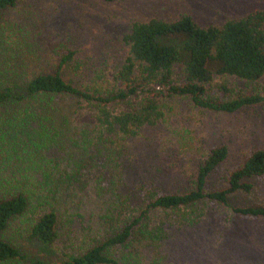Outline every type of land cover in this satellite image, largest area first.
I'll return each mask as SVG.
<instances>
[{"label": "rangeland", "instance_id": "rangeland-1", "mask_svg": "<svg viewBox=\"0 0 264 264\" xmlns=\"http://www.w3.org/2000/svg\"><path fill=\"white\" fill-rule=\"evenodd\" d=\"M254 10L264 14V0H18L3 15L8 28L0 29V38L9 50L2 64L6 69L21 66L20 74L28 78L54 71L70 50L72 59L60 69L64 80L77 87L96 80L125 90L114 74L127 53L123 36L133 22L189 15L200 26L220 25ZM173 78L176 84L182 82L179 68ZM225 79L231 97L254 93L263 84ZM220 82L215 79L206 95L228 99V93L216 87ZM145 94L143 88L136 92L138 97ZM134 97L129 95L127 101ZM157 99L161 119L122 138L97 122L93 102L67 94L45 97L50 104L43 112L34 111L44 120L37 118L26 129L39 141L38 147L25 148L19 164L12 159L25 169L33 190V205L3 235L26 255L19 264L36 259L59 263L117 232L153 197L191 190L198 165L215 147L226 146L227 156L207 177L206 192L227 189L230 173L252 152L264 150V101L226 113L201 108L190 96L165 90ZM126 106L121 100L108 104L114 112ZM15 123L4 130L19 131V120ZM13 138L23 140L25 134ZM3 156L0 152V177L12 178V166L5 167ZM45 174L50 177L43 182ZM243 181L251 183L250 191L230 192L225 204L203 198L176 209H150L135 231L161 228V238L140 240L135 234L128 243L108 248L109 254L122 263L264 264V218L233 211L264 204V173ZM4 192L0 190V197ZM50 209L57 211L60 236L43 248L27 239L26 231Z\"/></svg>", "mask_w": 264, "mask_h": 264}, {"label": "trees", "instance_id": "trees-1", "mask_svg": "<svg viewBox=\"0 0 264 264\" xmlns=\"http://www.w3.org/2000/svg\"><path fill=\"white\" fill-rule=\"evenodd\" d=\"M111 1V0H105ZM18 0H0V29L8 28L3 20L4 13L14 7ZM127 53L114 74L115 82L124 89H112L96 80L90 85L77 87L64 80L61 67L72 59L73 52L61 56L52 72L37 73L24 77L19 72V65L13 69L2 64L3 54L9 50L7 42L0 38V152L12 166V178L0 177V190L5 191L0 197V264L23 262L27 257L15 244L4 238L11 223L24 216L33 204L31 180L17 164L21 163L25 148L38 144L33 134L26 129L33 120L42 119L41 112L50 103L45 97L56 94L74 95L93 102L97 106L96 120L106 132L117 133L122 138L135 136L145 125L155 124L163 116L158 94L165 90L168 94L190 96L192 102L205 109L230 113L242 106L264 101V14L254 10L249 14L225 20L220 25L200 26L189 15H182L175 20L151 18L135 21L123 36ZM6 44V45H4ZM180 69L182 82H174L175 69ZM226 77H232L247 83L263 81L260 89L251 94H237L231 97V88ZM216 87L228 93V99H219L206 95L207 89L215 83ZM143 88L146 93L138 97L137 90ZM129 95H135L127 101ZM43 96V97H42ZM113 100L126 101V108L114 112L108 108ZM20 116L14 115L12 112ZM19 120V131L4 130L12 127ZM20 133L25 139L15 140ZM5 136L9 140L5 141ZM21 150L22 154L18 152ZM227 156L226 146L212 149L198 165L194 186L185 193L162 194L153 197L134 217L111 236L95 242L78 254L66 255L59 263H50L36 259L33 264H139L138 262H120L111 256L108 248L128 243L132 236L140 234V240L155 241L161 236V228L148 230L137 227L150 209H176L187 206L203 198L226 203L227 195L234 191L249 192L251 183L245 178L264 173V150L252 152L242 164L228 177V188L206 192L205 182L213 169ZM17 159V164L13 162ZM12 162V163H11ZM50 175L45 174L47 181ZM16 189V185L20 184ZM49 190V189H48ZM233 211L244 216L264 218V204L234 207ZM58 215L55 209L45 211L29 223L26 237L43 248L50 247L60 236ZM145 264H173L151 261Z\"/></svg>", "mask_w": 264, "mask_h": 264}]
</instances>
